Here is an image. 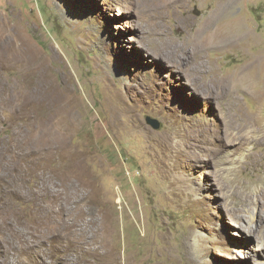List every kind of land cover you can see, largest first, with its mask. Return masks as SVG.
<instances>
[{
	"label": "rangeland",
	"instance_id": "rangeland-1",
	"mask_svg": "<svg viewBox=\"0 0 264 264\" xmlns=\"http://www.w3.org/2000/svg\"><path fill=\"white\" fill-rule=\"evenodd\" d=\"M227 1L243 38L202 71L155 54ZM0 21L5 264H42L26 241L46 264H264L231 215L264 189V0H0Z\"/></svg>",
	"mask_w": 264,
	"mask_h": 264
},
{
	"label": "bare ground",
	"instance_id": "bare-ground-1",
	"mask_svg": "<svg viewBox=\"0 0 264 264\" xmlns=\"http://www.w3.org/2000/svg\"><path fill=\"white\" fill-rule=\"evenodd\" d=\"M232 7H233V4L229 1L218 2L217 6L212 9V11L210 12L209 15H207V18L204 20V22L202 23L200 28H198L195 31V33L192 35V37L188 41H183V43H177L174 40H171L169 42H166V44H164L163 46H160L158 48V52H156L155 54H157L159 57L165 59L166 61L170 62L178 70H181L183 67H185V65L187 63V66L185 67L186 69H188L191 66L190 68H192V69H189L191 71H193V70L196 72H197V70L202 71L205 68V63H206L203 60L204 50H208V48H213V47H218L220 49L225 50V49L233 46V43H231L233 40L236 44H238L240 39L243 38L244 25L240 24V26L236 27L235 29H233L229 25H228V28L225 27V23H226L225 19L228 16V13L232 9ZM226 24H228V23H226ZM5 28L6 27H4V25L0 21V37H2L4 34L6 35ZM10 34H12V33H10ZM188 37L185 36L184 40H187ZM10 41H12V40H10ZM5 42L7 44H9L8 39H6ZM16 42H18V40ZM11 45L15 49H18V51L21 53V56L26 61H28V62L39 61L38 60L39 57H37V55H33L32 51L29 48H25L23 45V42H19L17 44L13 42ZM194 58H195V60L193 61ZM195 78H196V75L194 73V79ZM212 80L222 90H223V88H225L228 92V95L229 96L232 95L230 97V100L233 101L234 97L236 96L234 93V90H233L234 86H231L232 87L231 88L230 85H227L228 83H230V78L229 77L213 76ZM237 83H238V78H237ZM208 89H213V88L211 87ZM210 91H212V90H210ZM208 93L212 94L211 92H208ZM252 198L248 199L244 202V205H245L244 209L237 207L233 211H231V215L235 220V224L239 227V229L241 231L242 240L245 242V244L248 243L247 241L249 239L250 240L256 239L259 243L258 248H257L259 250L258 254L264 258V189H260L259 191L257 190L256 197L253 199ZM6 226L7 225L5 222L0 224L1 229L3 227H6ZM3 237H4V235H3ZM10 240H11V238H10ZM10 240H8V241H10ZM11 243H12V241H11ZM3 247H4V241H2V239L0 238V253L3 250ZM23 247L26 250L25 251L23 249L25 251V253L33 255V257L37 261H40L42 264H46V262L44 260L40 259V257H39L40 252H39L38 245H35L34 242L31 243L30 241H26V243H25V245H23ZM8 248H6V249H8ZM253 254H255V253L250 252V255H253ZM17 256L19 257V255H17ZM0 257H2V256H0ZM0 264H5V263L3 262V260L0 259Z\"/></svg>",
	"mask_w": 264,
	"mask_h": 264
},
{
	"label": "water",
	"instance_id": "water-1",
	"mask_svg": "<svg viewBox=\"0 0 264 264\" xmlns=\"http://www.w3.org/2000/svg\"><path fill=\"white\" fill-rule=\"evenodd\" d=\"M147 120H148V123L152 124L154 127H157V128L160 127V121L158 119L148 116Z\"/></svg>",
	"mask_w": 264,
	"mask_h": 264
}]
</instances>
